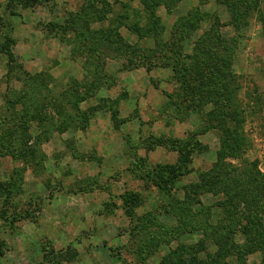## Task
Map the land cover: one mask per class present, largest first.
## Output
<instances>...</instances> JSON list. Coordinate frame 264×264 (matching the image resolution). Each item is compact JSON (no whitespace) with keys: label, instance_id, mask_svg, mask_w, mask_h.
<instances>
[{"label":"rangeland","instance_id":"obj_1","mask_svg":"<svg viewBox=\"0 0 264 264\" xmlns=\"http://www.w3.org/2000/svg\"><path fill=\"white\" fill-rule=\"evenodd\" d=\"M22 1L26 7L0 0V142L15 136L13 120L24 110L18 101L36 84L43 95L64 94L73 108L92 116L84 129L41 142L32 163L0 146V239L6 247L0 264H170L181 244H204L215 252L204 232H190L206 221L204 216L180 221L174 213H162L171 199L150 171L175 166L178 147L190 143L189 173L178 186L198 182L199 174L216 164L223 133L208 126L204 113L179 108V114L176 106L167 105L166 93L178 99L184 89L163 61L151 70L139 63L158 42L176 38L174 26L189 13L204 17L185 31L187 53L208 37L214 18L221 34L235 36L227 8L212 0H185L171 10H151L145 0ZM129 46L140 54L136 62ZM233 71L249 147L241 160L229 162L258 161L264 173V107L256 100L264 98V38L256 19L241 32ZM186 100L181 105L190 95ZM210 110L211 105L203 111ZM39 133L32 124L28 134ZM181 189L174 191V199H186ZM132 197L139 200L133 211L126 202ZM200 198L208 207L222 200L212 194ZM199 209L193 207L195 213ZM149 216L158 217L169 234L146 255L144 248L157 242L146 240L142 229L135 231L140 232L136 239L132 232ZM219 218L213 212L211 223ZM180 229L186 231L182 237ZM236 240L240 244L244 237ZM247 264H262L261 254L248 256Z\"/></svg>","mask_w":264,"mask_h":264},{"label":"trees","instance_id":"obj_2","mask_svg":"<svg viewBox=\"0 0 264 264\" xmlns=\"http://www.w3.org/2000/svg\"><path fill=\"white\" fill-rule=\"evenodd\" d=\"M183 1L185 0H145L144 2L151 10L161 6L171 10ZM212 1L227 8L231 18L230 25L236 32L235 36L226 37L221 34L220 23L217 18H214L208 37L197 43L189 54L183 45L184 39L188 37L184 34L189 32L186 30H191L193 25L198 23V18L204 17L199 16L198 13H189L187 17L179 19L174 26V29H177V34L174 35L176 38L158 42L157 48L150 50L139 66L145 65L148 66V70H151L158 66L156 63L163 61L164 65L171 69L172 78L181 86L182 91L184 89L186 95L183 91L181 95H177L178 99H175V95L166 93L167 105L171 108L176 106L177 109L174 112L179 114L181 109H188L196 115L204 113L208 126L217 128L223 133L217 162L212 169L199 174L198 182L181 189L178 183L189 173L188 156L192 152L189 148L190 143H182L178 147L181 157L175 166L159 167L150 172L154 174L153 179L162 194L171 199L162 213H174L180 221L187 215H192L194 218L204 216L206 221L194 226L190 232H204L207 240H211V244L216 248L215 252H211L210 247L204 244L196 245L194 248L181 244V248L175 250L169 257L170 264H247V257L255 253L261 254L262 264H264V173L259 170L258 161L245 159L243 166L229 162V160H241L249 147L244 128L245 112L238 96L239 78L233 71L236 51L240 44L242 30L249 27L252 19L260 23L264 38V0ZM11 2L27 6L22 0H11ZM163 30L164 28H161V32ZM135 49L137 50L136 47L132 48L131 52L136 62L140 54ZM113 51L120 55L115 49ZM130 62L131 65H137L132 60ZM98 80V83L103 82L102 78ZM36 85L37 87L29 88L18 101L24 110L20 119L13 120L14 125L17 126L14 131L15 136L11 140L0 142L2 150L3 148L7 150L6 154L12 153L25 163L36 160L37 147L41 142L49 141L55 133L84 129L92 116H87L77 108H73L74 106L64 94H53L47 97L42 94L40 86ZM89 85L91 84L86 85V89L88 88V92H91ZM189 95V102L185 106L181 105L187 101L186 98ZM256 100L262 102L264 107V98L262 100L261 96H257ZM210 105L211 110L204 112L205 107ZM96 109H92L91 113L94 114ZM32 124L40 130V133L33 137L28 134ZM5 135L9 136L7 133ZM30 140L35 141L34 145H29ZM176 143L178 141L174 145ZM180 189L185 192L184 200L173 197L174 191ZM203 194L222 196V200L215 206L208 207L201 201L200 197ZM137 200L132 197L126 201L130 206L129 210L133 211L138 206L139 200ZM194 206L200 208L196 213L193 210ZM215 211L220 214V218L217 222L211 223ZM130 216L134 218L132 212ZM157 218L156 216L147 217L144 225L137 224L132 232L136 239L140 232L135 231L142 229L146 240L157 242L155 245L144 248L146 255L161 245L162 240H165L169 234L162 230L163 225ZM184 225L188 226V223ZM156 227H160L159 230H156ZM180 232L181 237L186 233L182 229ZM239 235L244 237L240 244L236 240ZM5 249V243L0 239V259L4 257ZM201 252H205L206 257H199ZM231 257L235 258L233 263L228 261Z\"/></svg>","mask_w":264,"mask_h":264}]
</instances>
